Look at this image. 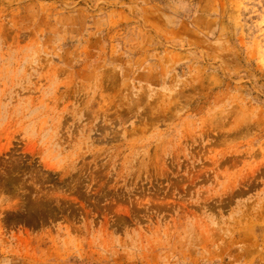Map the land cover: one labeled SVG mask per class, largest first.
I'll use <instances>...</instances> for the list:
<instances>
[{"label":"rangeland","instance_id":"obj_1","mask_svg":"<svg viewBox=\"0 0 264 264\" xmlns=\"http://www.w3.org/2000/svg\"><path fill=\"white\" fill-rule=\"evenodd\" d=\"M0 264H264V0H0Z\"/></svg>","mask_w":264,"mask_h":264}]
</instances>
